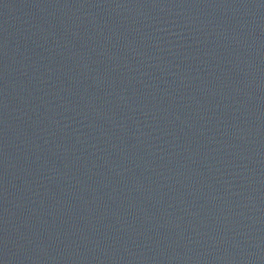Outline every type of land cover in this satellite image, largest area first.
<instances>
[{
    "label": "water",
    "instance_id": "obj_1",
    "mask_svg": "<svg viewBox=\"0 0 264 264\" xmlns=\"http://www.w3.org/2000/svg\"><path fill=\"white\" fill-rule=\"evenodd\" d=\"M0 264H264V0H0Z\"/></svg>",
    "mask_w": 264,
    "mask_h": 264
}]
</instances>
